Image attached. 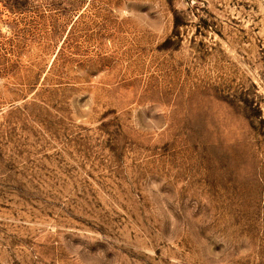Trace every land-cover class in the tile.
Listing matches in <instances>:
<instances>
[{
  "label": "rangeland",
  "instance_id": "374dc122",
  "mask_svg": "<svg viewBox=\"0 0 264 264\" xmlns=\"http://www.w3.org/2000/svg\"><path fill=\"white\" fill-rule=\"evenodd\" d=\"M0 264H264V0H0Z\"/></svg>",
  "mask_w": 264,
  "mask_h": 264
}]
</instances>
